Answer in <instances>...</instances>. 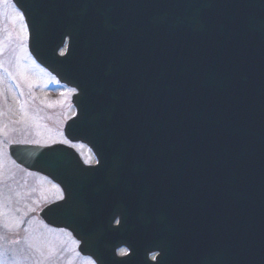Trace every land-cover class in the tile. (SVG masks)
Wrapping results in <instances>:
<instances>
[{
	"label": "water",
	"instance_id": "obj_1",
	"mask_svg": "<svg viewBox=\"0 0 264 264\" xmlns=\"http://www.w3.org/2000/svg\"><path fill=\"white\" fill-rule=\"evenodd\" d=\"M13 1L24 14L29 32L30 52L40 64L68 85L72 84L66 77L68 68L81 73L87 70V65L89 74H92L91 71L94 69L96 71L109 68L113 62L123 59L129 52L133 51L131 48L134 45L147 46L165 29L172 28V25H174L173 20H175L176 25L180 24L183 28L202 32H205V29L211 25L208 22L209 17L206 13L207 4L199 6L198 2L195 3L197 0L166 1L159 5L156 10L139 12L135 16L130 11H121L118 16H113L107 3L103 4L104 13L98 12L96 14L91 10V0ZM200 18L205 20L204 24H202ZM217 26L219 27V25ZM226 26L228 32L224 29L221 31L226 36L218 45L221 51L230 55L225 56L223 60L237 63V69L243 72L264 75V51L259 50L257 46L255 51L249 54L246 49L248 47L241 43L242 36L239 39H233L237 37V34L231 27L240 30L236 23L228 21L223 23L221 28ZM111 31L113 41L107 39ZM66 38H68L67 54L64 57H59L57 51L63 46V41ZM230 39L232 41H229ZM196 60L197 58H188L186 59V65H191ZM216 60H220V55ZM118 64L121 65L120 62ZM234 71L235 69H230L224 72L226 75L225 81L231 77ZM181 73L183 72H175L173 75L168 74V100L172 98L176 81ZM91 76L89 75L88 80H86L87 74L85 73V85L82 83L83 80L79 79V83H81L79 85L84 93L80 97L75 96L74 103L76 104L79 98V105L83 110L65 128V136L69 139H80L88 144H90L89 136L95 132L96 124H94V121L87 122L88 104L83 103V100L88 93L93 95L94 89L92 88L99 83L95 78L91 81ZM191 76L194 75L191 74ZM184 88L180 91V99L184 104V108L180 112L181 127L187 129L189 127H187L189 124L187 121L193 120L188 109L193 105L198 111L196 118H194L197 119V123L191 125L190 129L199 130L202 135H205L202 142L207 149L209 148L208 155L211 158L209 163L212 170L226 173L232 168L247 169L253 161L257 147L237 150L240 144H237L235 139L231 138V141L228 142L222 138L224 117L220 121L218 120L221 112L217 109L220 100L217 96L221 94V84L217 85V82L213 79H210V81L204 79L201 82V78H197L196 81H192L189 86ZM127 94L128 91L126 96ZM122 98L125 100L124 97ZM80 99L83 100L80 101ZM133 108L134 104L130 101L119 102L118 116L120 114H131ZM89 110L94 113L92 106ZM90 112L89 114L94 116ZM208 116L217 118V120L212 122L209 119L210 117L207 118ZM218 121L219 124L216 123ZM259 128H263V126ZM185 136L186 133L179 134L182 140L185 139ZM8 149L10 155L19 164L29 170L47 175L62 186L65 200L43 209L42 217L46 223L72 231H74L73 223L90 225L92 228L100 227L103 224L104 219L99 213L88 211V207L91 204L93 206V203L98 202L100 198H107L104 190L97 184L103 179V175L107 174L106 171L110 172V169L105 166L111 164L109 161L111 154H109L107 148H103V154H101L103 158L100 156V164L93 171H89V169L82 166L73 150L61 145L37 148L29 145H12ZM232 161L233 167L227 168L228 162ZM173 163L177 164L176 162ZM92 187L95 193L91 191ZM250 191L252 190L245 188L237 194L242 199ZM72 200L82 203L84 210L73 214L69 209ZM110 230L112 233L116 232L115 229ZM98 245L101 248L102 244ZM82 246L84 247L82 252L92 256L97 264H108L100 248L98 250L97 247H92L89 242H83Z\"/></svg>",
	"mask_w": 264,
	"mask_h": 264
},
{
	"label": "rangeland",
	"instance_id": "obj_2",
	"mask_svg": "<svg viewBox=\"0 0 264 264\" xmlns=\"http://www.w3.org/2000/svg\"><path fill=\"white\" fill-rule=\"evenodd\" d=\"M15 12L10 0H0V264H92L77 257L67 233L39 221L37 210L57 193L7 153L13 142L68 143L62 128L75 114L73 89L28 59L26 28ZM72 146L93 161L84 145Z\"/></svg>",
	"mask_w": 264,
	"mask_h": 264
},
{
	"label": "snow or ice",
	"instance_id": "obj_3",
	"mask_svg": "<svg viewBox=\"0 0 264 264\" xmlns=\"http://www.w3.org/2000/svg\"><path fill=\"white\" fill-rule=\"evenodd\" d=\"M72 91H75V89H73ZM62 198V197H61ZM127 253H125V255H126Z\"/></svg>",
	"mask_w": 264,
	"mask_h": 264
}]
</instances>
